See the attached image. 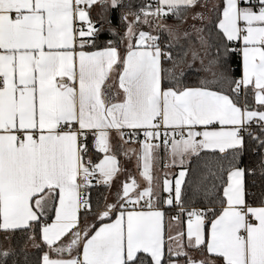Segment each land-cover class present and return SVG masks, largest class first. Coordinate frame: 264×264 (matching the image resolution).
Wrapping results in <instances>:
<instances>
[{
	"label": "snow or ice",
	"instance_id": "snow-or-ice-1",
	"mask_svg": "<svg viewBox=\"0 0 264 264\" xmlns=\"http://www.w3.org/2000/svg\"><path fill=\"white\" fill-rule=\"evenodd\" d=\"M97 3L105 10L122 6L121 0H0V231L31 228L32 222L45 214L50 201L58 200L55 220L41 227V238L58 256L65 252L70 255L81 243L82 252L69 259H52L45 253L42 264H165L164 214L154 210L152 203L153 153L159 145L149 142L159 139L164 128L163 144L167 148L171 139V154L180 157L181 165L185 155L198 156L202 150L226 154L232 150L231 158L225 157L226 166H220L226 175V179L220 176L224 206L219 215L213 208L187 211L188 246H206L224 264H264V206L246 204L245 176L254 174V170L239 166L245 145L242 133L247 132L264 147V111L238 104L241 88H251L255 103L264 107V0H225L216 25L227 41L242 38V68L227 67L231 50L225 47L223 54L217 50L206 71L234 85L231 91L237 100L223 91L211 90L207 82L201 87L181 86L185 73L175 69L183 61L170 51L164 52L155 43L158 36L143 31L138 33L136 46L129 45L124 58L110 41L103 50L83 51L100 32L87 10ZM199 5L200 0H157L155 8L145 6L136 15V22L141 15L144 23L149 22V16L154 17L157 26L178 41L179 29L162 21L169 16L182 19L184 10ZM192 18L197 22L205 19L203 13L195 12ZM77 19L87 24L86 30L74 27ZM125 20L121 15L120 22ZM190 27L201 46L206 45L205 28L196 23ZM127 33L130 37L137 35L131 24ZM190 36L188 30L183 31L185 39ZM78 37L81 50L77 52ZM196 55L193 53V59ZM162 58L173 62L168 73L175 86L166 89L162 84ZM117 64L123 67L119 76L123 100L112 102L104 86ZM237 70L241 78L230 79L229 72ZM254 122L259 125V134L248 131ZM214 124L220 125V130H192ZM124 128L144 130L139 159L141 176L148 186L133 198L130 193L138 188L135 179L123 183V202L119 207L107 205L99 214L105 220L117 213L114 222L103 224L90 236L83 232L82 241L79 212L91 208L85 190L93 177L98 175L99 182L107 185L118 173L117 158L110 154V130ZM184 128L189 129L186 136ZM168 129H172L171 138ZM177 130L180 139L175 138ZM89 134L94 137L95 149L104 153L94 165L84 162ZM187 174L186 169L179 172L174 189L172 181H163V191L169 193L165 203L181 205V212L185 211L182 185ZM209 174L215 175L211 171ZM141 200L148 210H137ZM209 213L215 218L206 238ZM69 233L72 239L58 244ZM178 235L182 240L183 233ZM183 247L177 243V256Z\"/></svg>",
	"mask_w": 264,
	"mask_h": 264
},
{
	"label": "trees",
	"instance_id": "trees-1",
	"mask_svg": "<svg viewBox=\"0 0 264 264\" xmlns=\"http://www.w3.org/2000/svg\"><path fill=\"white\" fill-rule=\"evenodd\" d=\"M122 6L118 8H110L105 18L94 17L95 25L100 29L97 38L94 43L85 45L84 49L87 51H95L104 49L109 46V41L111 46L117 48L121 58H124L127 53V48L125 47L126 32L129 23L127 18L133 16L134 26L138 27L140 31H149L150 28L154 27L157 20L151 17L150 24L144 23L142 16H140V22H136V15L141 13V10L145 6L151 5L155 8L153 0H121ZM200 4H204L207 8V13L211 16V22L208 27V33H210V47L213 57L215 58L217 50L220 53H224L225 47L231 50L229 54V62L227 67L229 69H241V60L232 52L233 43L225 42L219 35L217 29V23L221 16V6L222 0H200ZM191 10L183 11V18L177 19L176 17L169 16L165 20L172 25L183 24L189 17ZM206 13V14H207ZM126 16V20L121 23L120 16ZM109 21L111 23H109ZM163 33L161 40L163 43H168L169 36L164 30L157 31L156 34ZM137 34V33H136ZM149 34L151 32L149 31ZM136 36H133V42L136 45ZM180 46L173 44L166 45V51L171 52L174 58L181 59L183 61L184 51ZM163 65V87L168 88L170 86H175V81H173L168 73L169 69L173 68V62L164 59ZM117 67L121 70L122 64H117ZM180 67V65H179ZM179 67L175 71L179 72ZM185 75L181 78V86L187 87H201L206 82L203 76L195 70H185ZM241 76V71H230V79H239ZM207 87H210L216 91H223L228 94L234 100H237L236 95L231 91L234 85L230 84L228 81L217 80L207 83ZM113 88L115 87L107 84L104 86V90L109 97L113 93ZM110 99V98H109ZM115 99V98H114ZM113 99V100H114ZM113 101L112 99H110ZM239 106H244L245 104L250 108L254 107L253 93L251 90L240 91L238 97ZM260 128L256 126L253 128V134H259ZM137 136H141V132L136 133ZM244 150L241 154L240 167L246 169L254 170V174L246 175L245 192H246V204L249 206H264V156L262 152L264 147H261L258 141L251 139L249 135L245 137ZM89 151L84 157V162L87 164L88 161L94 165L98 163L103 155L97 151L94 147V137L89 134L88 140ZM231 151L229 150L226 154H221L218 151H202L198 156L194 155L189 159L188 165L186 167L187 176L185 177L184 184L182 185V207L185 210H177L174 205L166 207V212H175L179 215L184 216L190 209L205 210L208 208L215 209V214L219 215L222 207L224 206L221 201L223 198V186L221 184L220 176L224 175L223 169H221V164L226 166V159L231 158ZM214 173V176H210ZM226 179V175H224ZM213 184L216 185L213 188ZM90 199L91 208L88 210H83L80 213V221L83 223L88 220H95L96 227L99 225L111 221V219H105L101 221H96L99 214L102 212L105 206L106 198L109 193V186H95L91 185L85 190ZM163 195L160 196L159 202L155 205L156 207H164ZM50 204V203H49ZM55 206V201H51V208L47 215L40 217L38 222H32V227L29 229H18L14 231H0V264H42V257L45 253L50 252V248L42 241L41 238V227L44 222L51 221L53 217V210ZM181 208V205H179ZM210 220L206 221V235L210 227L211 221L215 218L211 213ZM205 248V246H203ZM7 251L8 255L4 256L3 252ZM55 252V251H54ZM146 262H147V258ZM174 259H179L174 257L172 253L165 254L164 260L165 264H170Z\"/></svg>",
	"mask_w": 264,
	"mask_h": 264
},
{
	"label": "crops",
	"instance_id": "crops-1",
	"mask_svg": "<svg viewBox=\"0 0 264 264\" xmlns=\"http://www.w3.org/2000/svg\"><path fill=\"white\" fill-rule=\"evenodd\" d=\"M154 1V5L157 6V0H153ZM225 0H222V6H221V14H222V9H223V5H224ZM207 8L204 6V4H200L197 8H195L194 10H191V13L188 17V19L183 23V24H175L174 26L178 28L183 27L187 22H189L190 20L193 21V19H191V17L193 16V12L195 13H207ZM99 12L98 9H96L95 11V15L96 17H99V14H97ZM207 15L210 16L209 13H207ZM211 17V16H210ZM221 17V16H220ZM165 22H167L164 19ZM207 25L205 27V32L204 34L207 35L205 36V39L207 41V44H209V51L211 52L210 49V33H208V27L210 25L211 19H207ZM83 22L79 21L78 19L75 21L74 23V27L76 29H83L80 28L78 26V24H81ZM169 23V22H167ZM209 23V24H208ZM85 24V23H84ZM171 24V23H169ZM218 24V23H217ZM86 27V25H85ZM241 27H245V25L243 24V22H241ZM85 29V28H84ZM218 29V27H217ZM219 31V36L227 43H230L233 45L236 44L239 46L240 48V60H241V68H242V48H243V41L242 38L239 41H227V39L223 36V34ZM155 36V35H154ZM157 36V35H156ZM159 37V36H158ZM159 40L161 42V49L164 52L166 51L165 46L163 45V41L161 40V37H159ZM180 41H182L180 39ZM177 42V41H176ZM90 44V43H88ZM132 45L133 47H135L136 45L134 44V42H130L128 41V43L125 42V47L129 48V45ZM179 46V45H176ZM181 48H183L182 46H180ZM187 48H183L182 51L185 52ZM81 49L79 48V37L77 38V48L76 51H80ZM83 51L86 52H94V51H87L84 48L82 49ZM103 50V49H100ZM95 51H99V50H95ZM183 52V53H184ZM212 53V52H211ZM185 54V53H184ZM127 55V53H126ZM188 53L185 54L183 56V62L180 64L179 70L182 69L183 71L185 70H195L198 73H200L203 76V79H206L205 81L207 83H211L213 80L217 81L218 78H214L212 75V71H206L207 68L210 67V65H203L202 63L196 64L194 62V60H198L200 59V56L198 57L196 55L195 59H191V64H189V62H185V60L188 59ZM126 57V56H125ZM165 58H162L161 61V67L163 69V65L162 62ZM214 59L213 55H212V60ZM199 65V66H198ZM205 67V68H204ZM123 68L120 70L117 65L114 66L112 72L109 74L108 79L105 82V85L109 84L113 87H115V89L113 88V93L109 95L110 99H114L112 102H120L123 100V92L122 89L119 87V76L122 73ZM215 70V69H213ZM181 71V70H180ZM162 77H163V72H162ZM241 78V76H240ZM239 78V79H240ZM210 88V87H208ZM166 89V88H165ZM211 90H214L212 88H210ZM245 89L241 88V92H243ZM248 90H251V88H249ZM216 91V90H215ZM252 91V90H251ZM253 102H254V107L251 108L252 110H258V111H264V107H261L259 105H257L255 103L254 100V96H253ZM243 107V106H241ZM225 128L227 126H224ZM221 126L218 124H214L212 126H209L207 129H205L203 126H196L194 129V131H204V130H220ZM136 131V132H141L142 134H144V130L143 129H128V128H124L122 130H110V143H111V155H115L118 161V167H119V171L116 174V176L114 177V179L107 185L100 183L97 186H109V193L108 196L106 198V202H105V207L109 204H116L119 207V199L122 195L121 193V188H122V184L125 182H131L132 179H135L138 188L135 189V191H133L132 193H130L131 196H135L136 192H139L141 190H143L144 188H146L148 185L146 183V181L143 179V177L141 176V171H142V167H141V161L139 159L140 153H141V144L142 142H131L128 139H126L124 137V133L125 131ZM188 128H184L183 130V134L186 136L187 132H188ZM165 129L161 128L160 132H161V136H160V140H162L163 137V133H164ZM169 133V137L171 138V136L173 135L172 129H168L167 130ZM179 135V130H177V134L175 136L176 139L177 136ZM197 139H200V137H197ZM159 147L154 149V162H153V176L155 177L154 179V192L155 195L153 196V208L154 210H159L162 211L164 214V218H163V234H164V245H165V254L167 253H172L174 255V257H178L179 259H174L170 262V264H177L178 262H180L181 260H184L185 262H188L189 259L186 255H184L183 253L191 252L193 255H195V257L202 259L206 264H224V261L221 257H218L215 254H210L207 249L206 246L205 248L203 246H200L199 248H195V247H189L188 246V238H187V222L185 221V216L179 215L178 213L175 212H166V207H169L170 205H167L164 202V207H156L155 205L157 204V202H159L160 200V196L163 195L164 201H166V199L169 197V193H165L163 191V181L165 179H168L172 182H175L176 176L178 171L182 170V169H186L189 159L194 156V155H185L184 157V164L181 165L180 164V157H173L171 154V139L169 142L168 147L166 148L165 145L163 144V141L160 142V144H158ZM202 151H211V150H202ZM201 151V152H202ZM101 153V152H100ZM103 157H104V153H102ZM175 159V163L173 162ZM160 182V183H159ZM245 183H246V176H245ZM91 185H95L93 182ZM173 196V193H172ZM245 201H246V192H245ZM143 202H145L144 200L140 201L139 204V208H137V210H148L147 206H143ZM174 204V203H173ZM58 206V200L55 201V206H54V210H53V217L51 221H47L44 222L43 225L45 224H51L54 222L55 220V207ZM172 206V205H171ZM249 206V205H248ZM250 207H261V206H250ZM51 208V201L50 204L45 212L44 215H47L50 211ZM103 209V210H104ZM128 210H131L132 208H128ZM35 210V208H34ZM86 210L84 208L80 209L79 212V229L82 230V235H81V239L83 241L84 237H83V232H88L89 236L94 234V232L96 230H98L101 226H103V224H107V223H113L115 220V217L117 215V213H113L112 214V219L109 222L103 223L101 225H99L98 227H96V222L95 220H88L85 222H81L80 221V213ZM102 210V211H103ZM186 214V213H185ZM220 214V213H219ZM179 216V219H174V217ZM96 221H101V219L97 218ZM42 225V226H43ZM211 227V224H210ZM210 227L208 229L207 234L210 232ZM75 231V230H73ZM178 233H183V239L181 240V237L178 235ZM169 237H173L175 239H173V248L172 245L169 243L170 239ZM207 238V235H206ZM72 239V233H69L68 235H66L65 237L62 238L61 241L58 242V244H67L69 242V240ZM43 241V240H42ZM175 241L178 243H182L184 245L183 249H182V253L180 255H176V251H177V244L175 245ZM169 249H171V251H169ZM78 252H82V243L80 245V248L78 250H74L70 255L65 252L62 256H58L56 252H54L53 250L50 249V252H48L47 254L50 256V258L52 259H58V258H63V259H69V258H73L75 256H77ZM165 257V256H164ZM194 258V257H193Z\"/></svg>",
	"mask_w": 264,
	"mask_h": 264
},
{
	"label": "rangeland",
	"instance_id": "rangeland-1",
	"mask_svg": "<svg viewBox=\"0 0 264 264\" xmlns=\"http://www.w3.org/2000/svg\"><path fill=\"white\" fill-rule=\"evenodd\" d=\"M110 8L111 7H108L107 8V10H105V7H104V5L103 4H101V3H97V4H95V5H93L91 8H89V9H87L88 11H89V13H90V18H91V20H92V22L93 23H95V11H96V9H98L99 10V12L97 13V14H99V16L100 17H102V18H105L106 16H107V13H108V11L110 10ZM203 15H204V17H205V19H204V21L203 22H197V21H189V22H187L183 27H181V28H178L177 27V29H179V35H180V39L182 40V41H180V39L176 42L175 40H172L171 38H169V40H171V41H169L168 43H164L163 45L165 46V48H166V45L168 46V44H173V45H179V46H182L184 49L185 48H187L186 50H185V54H187L188 53V59L187 60H185V62L187 61V62H189V64H191V59L193 58V53H196L197 54V56L199 57L200 56V59H199V61L196 59V60H194V62L196 63V64H199V63H202L203 65L205 64L206 66L207 65H209V61H211L212 60V53L209 51V44H207L206 43V45H204L203 47L201 46V43H200V41H199V38H198V35L195 33V32H193L192 31V29H191V27H190V25H192L193 23H196V26L197 27H202V28H205L206 27V25H207V19H211V17L209 16V15H207V14H205V12L203 13ZM142 16V15H141ZM193 17V16H192ZM191 17V19H193ZM142 19L144 20V17L142 16ZM133 20H134V17L131 15V16H129L128 18H127V22L129 23V24H131V26H132V28H133V31H134V33H137V35H136V38L138 39V33L139 32H141L140 30H139V28L138 27H135L134 26V23H133ZM148 20H150L151 21V16H149L148 17ZM150 21L148 22V24H150ZM164 24H166V25H169V26H172L174 29H176V27L174 26V25H172V24H169V23H167V22H165L164 20L162 21ZM159 22L157 21V23L155 24V26L154 27H152V28H150L149 26H148V30L151 32V35H157V36H159V37H162V32L161 33H159V34H156L157 33V31H161L162 29L161 28H159L158 26H157V24H158ZM209 24V23H208ZM86 25V27H85V30L87 29V24H85ZM84 29V28H83ZM184 30H188L190 33H191V36L189 37V38H187V39H185L184 37H183V31ZM149 31H146V33H149ZM143 32H145V31H143ZM205 34H206V32H205ZM204 33H203V35H204V37L205 36H207V35H205ZM128 41H130V42H132L133 41V37H130L129 35H128V33L126 32V38H125V42L126 43H128ZM210 49H211V47H210ZM184 54V55H185ZM199 66V65H198ZM205 68V67H204ZM180 70H182V69H180ZM102 159H103V157H102ZM99 163V162H98ZM179 172H180V170L178 171V173H177V176H176V178L178 177V174H179ZM160 183V182H159ZM173 189H174V182H173ZM172 195V194H171ZM173 196H174V191H173ZM133 198H135V196H132ZM123 201L121 200V199H119V204H121ZM109 205V204H108ZM175 239V238H174ZM176 240V239H175ZM169 243L172 245V248H173V239H171L170 241H169ZM177 244V242L175 241V245ZM186 256L188 257V259H189V261H194L195 262V264H201V262H203V264H206L202 259H199V258H197V257H195V255H193L191 252H186ZM194 257V258H193ZM188 261V262H189ZM188 262H185L184 260H181L180 262H178L177 264H188Z\"/></svg>",
	"mask_w": 264,
	"mask_h": 264
},
{
	"label": "built area",
	"instance_id": "built-area-1",
	"mask_svg": "<svg viewBox=\"0 0 264 264\" xmlns=\"http://www.w3.org/2000/svg\"><path fill=\"white\" fill-rule=\"evenodd\" d=\"M81 7H84V5H81ZM78 26H79L80 28H85V24H84V23L78 24ZM155 43H158L159 45H161L160 40L156 41ZM232 52H233L234 54H236L237 57L240 58V48H239L238 45H236V44L233 45ZM211 126H212V125H211ZM256 126H259V125H258V123H255V122H254V123L252 124L251 128H250L248 131L252 132V131H253V128L256 127ZM136 133H137L136 131H129V130H128V131H125V133H124V137H125L126 139H128L129 141H131V142H144V141H145V136H144V134H141V136L138 137ZM242 135H244V137H245L246 135H248V133L245 132V133H242ZM184 136H185V135H184ZM177 138L180 139V138H181L180 135H178ZM161 141H163V138H162V140L157 139V140H152V141H149V142H150V143H153V144H160ZM169 142H170V140H169ZM262 155L264 156V151L262 152ZM99 180H100V178H99V176L97 175V176L93 177L92 182H93L94 184L98 185V184L101 183V182H99ZM173 205L176 207L177 210H181V208H179V205H177L175 202H174ZM143 206H146L145 202H143ZM127 207H128V208H132V205H127ZM136 208H139V205H136ZM194 209H196V208H194ZM190 210H193V209H190ZM197 210H199V209H197ZM184 216H185V217H184V218H185V221L187 222V219H188V217H187V213H186ZM249 219L251 220V217H249ZM209 220H210V214H208V215L206 216V221H209ZM253 222H254V221H253Z\"/></svg>",
	"mask_w": 264,
	"mask_h": 264
}]
</instances>
